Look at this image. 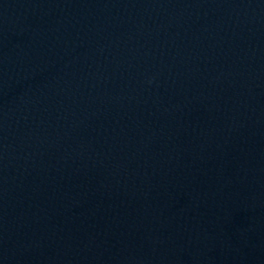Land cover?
Masks as SVG:
<instances>
[{
  "label": "water",
  "instance_id": "water-1",
  "mask_svg": "<svg viewBox=\"0 0 264 264\" xmlns=\"http://www.w3.org/2000/svg\"><path fill=\"white\" fill-rule=\"evenodd\" d=\"M0 264H264V0H0Z\"/></svg>",
  "mask_w": 264,
  "mask_h": 264
}]
</instances>
